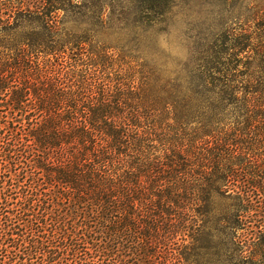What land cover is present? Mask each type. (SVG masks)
<instances>
[{
	"label": "trees",
	"instance_id": "16d2710c",
	"mask_svg": "<svg viewBox=\"0 0 264 264\" xmlns=\"http://www.w3.org/2000/svg\"><path fill=\"white\" fill-rule=\"evenodd\" d=\"M41 2L2 12L0 0V264H147L161 234L184 231L172 218L186 203L221 196L235 201L232 224L252 215L264 59L261 77L208 51L175 77L123 74L102 47L64 65L95 36L65 41ZM152 207L162 213L146 222Z\"/></svg>",
	"mask_w": 264,
	"mask_h": 264
},
{
	"label": "rangeland",
	"instance_id": "374dc122",
	"mask_svg": "<svg viewBox=\"0 0 264 264\" xmlns=\"http://www.w3.org/2000/svg\"><path fill=\"white\" fill-rule=\"evenodd\" d=\"M2 1V12L16 6L19 12L27 8L36 11L42 4L41 0ZM40 12H56L65 41L85 33L95 36L83 44L87 49L84 53L68 52L64 65L78 60L91 62L96 58L92 50L102 47L109 48V54L120 60L123 74L136 69L145 75L153 66L172 77L181 68L205 58L202 52L208 51L209 60L223 57L227 63L239 64L241 75L252 72L263 76L257 63L264 59V0H48ZM6 100L4 95L0 97L2 110ZM257 115L264 112L254 116L258 120L253 124V131L261 135L256 143L261 141L258 145L264 153V120ZM260 181L264 187V178ZM261 197L252 205L256 209L252 215L235 224L226 217L234 209L232 199L216 196L208 203H186V209L179 212L182 216L172 218V224L184 231L180 229L166 240L161 234L166 246L151 247L158 256L151 251L153 256L147 264H264ZM155 212L162 210H147L145 221L151 222ZM168 218L164 219L166 224Z\"/></svg>",
	"mask_w": 264,
	"mask_h": 264
}]
</instances>
